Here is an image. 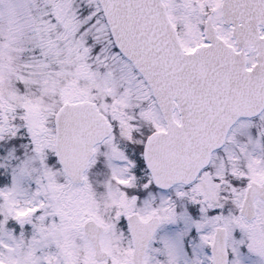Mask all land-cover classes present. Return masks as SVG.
<instances>
[{"label":"snow or ice","instance_id":"snow-or-ice-1","mask_svg":"<svg viewBox=\"0 0 264 264\" xmlns=\"http://www.w3.org/2000/svg\"><path fill=\"white\" fill-rule=\"evenodd\" d=\"M0 264H264V0H0Z\"/></svg>","mask_w":264,"mask_h":264}]
</instances>
